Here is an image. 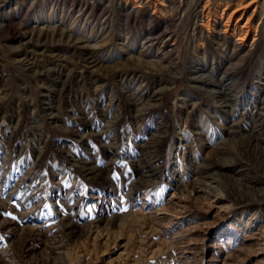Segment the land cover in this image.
Here are the masks:
<instances>
[{
    "label": "rangeland",
    "instance_id": "1",
    "mask_svg": "<svg viewBox=\"0 0 264 264\" xmlns=\"http://www.w3.org/2000/svg\"><path fill=\"white\" fill-rule=\"evenodd\" d=\"M0 264H264V0H0Z\"/></svg>",
    "mask_w": 264,
    "mask_h": 264
},
{
    "label": "bare ground",
    "instance_id": "2",
    "mask_svg": "<svg viewBox=\"0 0 264 264\" xmlns=\"http://www.w3.org/2000/svg\"><path fill=\"white\" fill-rule=\"evenodd\" d=\"M244 13V12H243ZM243 13H242V15L240 16V18H242L244 15H243ZM232 17H230V19H231Z\"/></svg>",
    "mask_w": 264,
    "mask_h": 264
},
{
    "label": "snow or ice",
    "instance_id": "3",
    "mask_svg": "<svg viewBox=\"0 0 264 264\" xmlns=\"http://www.w3.org/2000/svg\"><path fill=\"white\" fill-rule=\"evenodd\" d=\"M8 215H11L10 213Z\"/></svg>",
    "mask_w": 264,
    "mask_h": 264
}]
</instances>
